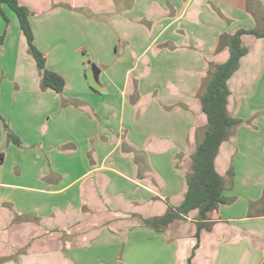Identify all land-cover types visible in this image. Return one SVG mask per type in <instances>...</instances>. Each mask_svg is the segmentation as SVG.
<instances>
[{
    "label": "crops",
    "instance_id": "1",
    "mask_svg": "<svg viewBox=\"0 0 264 264\" xmlns=\"http://www.w3.org/2000/svg\"><path fill=\"white\" fill-rule=\"evenodd\" d=\"M18 2L64 87H40L3 5L0 115L19 143L0 123V264H264V37L241 36L248 50L227 81L239 122L214 159L227 202L206 219L193 209L162 230L144 223L182 202L206 125L199 96L228 56L220 37L263 27L264 0ZM69 49L81 53L74 74ZM86 62L99 68L100 90ZM112 90L126 99L119 108Z\"/></svg>",
    "mask_w": 264,
    "mask_h": 264
},
{
    "label": "trees",
    "instance_id": "2",
    "mask_svg": "<svg viewBox=\"0 0 264 264\" xmlns=\"http://www.w3.org/2000/svg\"><path fill=\"white\" fill-rule=\"evenodd\" d=\"M3 5L10 8L19 24V28L27 44V52L34 59L40 74V87L51 88L61 93L64 87L63 76L46 66L43 53L34 43V34L29 22L30 10L18 0H0V15L7 23L8 18ZM264 19V17H263ZM252 34L255 37H264V26L252 28H238L231 34H222L218 48L227 46V58L214 64L209 73L205 91L199 96L201 110L206 119L205 129L200 142L191 154V171L186 177V192L184 198L176 209H168L160 216L144 219V223L155 230L164 229L169 222L177 217L186 215L190 210L198 211L199 219H206L209 212L216 209L221 202H227L222 196L221 176L216 172L214 159L218 147L230 134L232 127L239 122L227 110V97L229 89L227 81L238 69L240 59L247 53V47L242 44L241 36ZM3 35H0V42ZM0 121L6 129L7 138L19 143L18 137L10 130L8 124L0 115ZM190 264V260L188 263Z\"/></svg>",
    "mask_w": 264,
    "mask_h": 264
},
{
    "label": "rangeland",
    "instance_id": "3",
    "mask_svg": "<svg viewBox=\"0 0 264 264\" xmlns=\"http://www.w3.org/2000/svg\"><path fill=\"white\" fill-rule=\"evenodd\" d=\"M15 17V16H14ZM54 26H57V24L56 25H52V29H50L51 31L50 32H52V34H53V32L55 31V27ZM261 26V25H260ZM50 28V27H49ZM40 31H41V27H40ZM73 34V33H72ZM54 36H55V34H54ZM99 38H100V40L101 41H105L106 39H107V34L106 33H103V32H100V35H99ZM60 39V38H59ZM62 39H65V38H62ZM45 40H47V41H50L51 40V38H47V37H45ZM24 41H25V39H24ZM60 41V40H59ZM64 42V41H63ZM74 44V43H73ZM71 48V47H70ZM80 54L81 53H73L72 52V49L70 50L69 49V55H65L66 57V69H67V71H69V72H71L72 74H74L75 72H76V70L78 71V68H79V65H78V56H80ZM84 55V54H83ZM87 59V58H86ZM94 63L93 62H86V65H85V69H84V71H85V73H87V76H88V82H89V84H90V86L92 87V88H94V89H97V90H100V86L99 85H97V83H96V81H95V79L93 78V75H92V65H93ZM96 65V64H95ZM97 66V65H96ZM110 73H112V75L114 76V77H116V79L118 80L119 78H117V77H119V75L122 73V70L121 69H112V71L110 72ZM111 93H113L112 95H110V96H107L108 97V99L110 100V103L113 105V106H115V108H119V106L120 105H122L124 102H126V99L124 100V98L122 99V97H120L119 95H117L116 93H115V90H112V92ZM94 99H98V103H103L102 101L103 100H105L106 99V97H103V96H95V98ZM63 104V103H62ZM62 107V106H61ZM91 114V113H90ZM90 116H93V118L95 119V120H97V121H99L100 120V118H99V116L97 115V114H91ZM0 123H2L1 121H0ZM99 124V123H98ZM109 126H110V128H113V127H115V129L117 128V125H115V123L113 122V123H110L109 124ZM120 128H122L123 130H126V127H120ZM117 130V129H116ZM121 131L122 130H120L119 132H118V134H121ZM116 134H117V131H116Z\"/></svg>",
    "mask_w": 264,
    "mask_h": 264
},
{
    "label": "water",
    "instance_id": "4",
    "mask_svg": "<svg viewBox=\"0 0 264 264\" xmlns=\"http://www.w3.org/2000/svg\"><path fill=\"white\" fill-rule=\"evenodd\" d=\"M0 52H1V49H0ZM99 72H100L99 68L95 64H93L92 65V75L95 81H98Z\"/></svg>",
    "mask_w": 264,
    "mask_h": 264
}]
</instances>
